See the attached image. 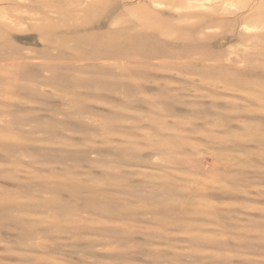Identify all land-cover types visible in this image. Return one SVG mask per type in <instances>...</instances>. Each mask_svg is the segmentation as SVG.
<instances>
[{"label":"rangeland","instance_id":"obj_1","mask_svg":"<svg viewBox=\"0 0 264 264\" xmlns=\"http://www.w3.org/2000/svg\"><path fill=\"white\" fill-rule=\"evenodd\" d=\"M158 1L0 0V264H264V0L198 54Z\"/></svg>","mask_w":264,"mask_h":264},{"label":"bare ground","instance_id":"obj_2","mask_svg":"<svg viewBox=\"0 0 264 264\" xmlns=\"http://www.w3.org/2000/svg\"><path fill=\"white\" fill-rule=\"evenodd\" d=\"M160 4H166L164 9L160 10L161 16L166 15L168 19L186 20L185 25L174 24L170 26L160 27L158 25H150L148 30L155 37H161L163 35L170 36V42H165L169 46L167 49H180L184 47L186 52L184 53H213L208 49L201 46L208 42L211 37L210 33L206 32V28L209 26H221L230 23L238 18L237 12L240 7V0H161ZM158 5V4H157ZM199 7H204L199 9ZM222 16V17H219ZM150 20L158 21L159 16L153 17L151 13L148 14ZM207 21L208 25L204 26L201 22ZM112 25V24H111ZM231 32L226 34L221 32L217 35H222L225 38L232 37ZM202 36V37H201ZM180 39V40H178ZM158 40V39H157ZM128 41V53H142L147 49L156 47L155 39L147 37H129ZM95 46V45H94ZM94 53H111L117 49L122 51V48H113L110 44L104 46L94 47ZM167 49H162L166 50ZM161 51V50H160ZM159 49L155 50V53L160 52ZM127 53V52H126ZM161 53V52H160ZM165 53V52H164ZM169 53V52H168ZM201 56H205L202 54Z\"/></svg>","mask_w":264,"mask_h":264}]
</instances>
